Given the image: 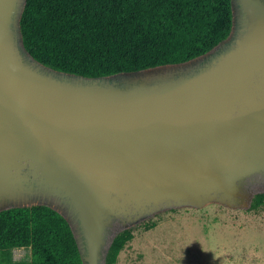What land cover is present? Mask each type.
Instances as JSON below:
<instances>
[{"label": "water", "instance_id": "95a60500", "mask_svg": "<svg viewBox=\"0 0 264 264\" xmlns=\"http://www.w3.org/2000/svg\"><path fill=\"white\" fill-rule=\"evenodd\" d=\"M26 0H0V211L45 204L83 264L161 211L248 208L264 176V0H231L229 35L188 61L87 77L24 48Z\"/></svg>", "mask_w": 264, "mask_h": 264}, {"label": "trees", "instance_id": "16d2710c", "mask_svg": "<svg viewBox=\"0 0 264 264\" xmlns=\"http://www.w3.org/2000/svg\"><path fill=\"white\" fill-rule=\"evenodd\" d=\"M232 24L231 0H26L20 19L34 59L87 77L188 61L225 39ZM263 206L264 190L254 192L249 209ZM133 236L132 228L118 230L105 264H116ZM22 246L31 264H83L69 222L49 205L0 211V250Z\"/></svg>", "mask_w": 264, "mask_h": 264}, {"label": "rangeland", "instance_id": "374dc122", "mask_svg": "<svg viewBox=\"0 0 264 264\" xmlns=\"http://www.w3.org/2000/svg\"><path fill=\"white\" fill-rule=\"evenodd\" d=\"M252 185L254 192L264 190V176ZM145 221L157 224L146 230ZM131 228L134 236L116 264H264V206L170 208ZM0 264H31L30 247L0 250Z\"/></svg>", "mask_w": 264, "mask_h": 264}]
</instances>
